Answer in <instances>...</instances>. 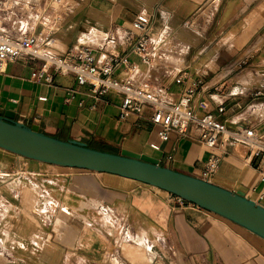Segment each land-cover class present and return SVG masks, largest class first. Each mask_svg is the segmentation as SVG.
I'll list each match as a JSON object with an SVG mask.
<instances>
[{"label":"crops","instance_id":"obj_1","mask_svg":"<svg viewBox=\"0 0 264 264\" xmlns=\"http://www.w3.org/2000/svg\"><path fill=\"white\" fill-rule=\"evenodd\" d=\"M213 1L75 0L71 8L63 9L53 34L54 51L62 54L73 46L104 44L107 52L127 55L137 64L134 74L120 67L115 77L143 84L146 64L128 54L140 33L132 21L142 14L155 41L166 28L189 34L190 54L183 67L160 78L159 89L165 90L167 102H177L190 85L197 114L203 113L200 100L206 111L223 105L220 118L227 127L264 131V117L255 116L264 112L258 107L264 97L250 98L254 90L264 89V0H219L210 22L199 32L202 36L182 29L184 21ZM36 68L34 62L3 64L0 112H12L16 121L37 125L61 139L112 153L125 149L144 154L201 178L209 155L219 154L174 132L161 141L148 108L142 116L120 118L116 93L93 96L88 87H76L69 74L53 73L51 83L37 82L32 78ZM179 76L182 82L176 83ZM70 87L76 93L66 100L65 89ZM226 150L210 181L258 200L264 195L260 176L264 164L251 160L241 144L230 143ZM0 172L25 175L0 179V264H150L147 251L165 260L176 251L177 264H264L263 240L191 203L177 205L169 193L147 184L48 165L2 149Z\"/></svg>","mask_w":264,"mask_h":264},{"label":"built area","instance_id":"obj_2","mask_svg":"<svg viewBox=\"0 0 264 264\" xmlns=\"http://www.w3.org/2000/svg\"><path fill=\"white\" fill-rule=\"evenodd\" d=\"M60 0H0V69L4 63L23 61L37 64L32 73L33 80L51 83L53 73L56 75H72L76 87L86 86L96 97L114 92L120 96L119 117L127 114L142 116L145 108L150 111L149 121L158 127L157 137L161 141L168 139L171 132L179 137L195 141L219 154H211L207 158L202 175L211 179L217 171L220 161L227 154L230 143L241 144L249 152L251 160L258 159V164H264V131L255 127L237 126L229 128L220 118L225 108L219 105L216 111H206V103L198 102L203 110L197 114L191 104L193 88L185 86L177 102L170 103L164 97L165 90L147 89L145 85L131 80H119L115 71L123 68L129 74L137 72V64L127 55L115 51L107 52L105 45H80L68 48L64 53L54 51L53 34L59 29L64 8L57 4ZM57 6V7H56ZM33 15L38 17V26L32 33L20 31L16 35L7 25L17 16ZM133 29L139 33L135 42L130 46L128 54L140 58L141 63L151 64V52L157 42L148 35L149 23L142 14L132 21ZM171 33V32H170ZM176 83L182 78L176 77ZM69 100L76 93L74 87L65 89ZM264 97V89H256L250 94L254 101ZM264 182V170H260ZM10 177L19 179L25 177L21 172H0V179ZM177 205L185 202L181 198L169 194ZM264 205V195L254 200Z\"/></svg>","mask_w":264,"mask_h":264},{"label":"water","instance_id":"obj_3","mask_svg":"<svg viewBox=\"0 0 264 264\" xmlns=\"http://www.w3.org/2000/svg\"><path fill=\"white\" fill-rule=\"evenodd\" d=\"M0 149L36 162L135 180L175 195L215 214L264 241V205L242 191L160 165L144 154L97 149L76 139H61L25 125L9 111L0 112Z\"/></svg>","mask_w":264,"mask_h":264},{"label":"rangeland","instance_id":"obj_4","mask_svg":"<svg viewBox=\"0 0 264 264\" xmlns=\"http://www.w3.org/2000/svg\"><path fill=\"white\" fill-rule=\"evenodd\" d=\"M74 3L75 0H60L57 5L60 8H67L68 6L71 8ZM218 3L219 0L213 1L206 8L202 9L192 20L184 21L182 24L183 28H181L184 30L193 29L198 32L199 36H202L203 32L201 34L199 32L205 30ZM7 25L16 35H19L20 31L32 33L38 26V17L29 14L24 17L17 16ZM188 41L189 34L186 31L184 33H179L177 31L170 33L166 28V30L162 32L161 36L156 41V47H154L151 52V64L145 66L146 76L143 80V85H145L147 89L158 90L161 83V76L172 75L183 67L186 56L190 54ZM258 107L264 108V103L258 104ZM255 116L264 117V112L255 114ZM39 209L40 212L43 213L46 211L45 208ZM137 242L138 241L135 240V244H137ZM147 254L150 264H177L179 257L176 251H174V254H171L167 260L157 257L153 251H147Z\"/></svg>","mask_w":264,"mask_h":264},{"label":"bare ground","instance_id":"obj_5","mask_svg":"<svg viewBox=\"0 0 264 264\" xmlns=\"http://www.w3.org/2000/svg\"><path fill=\"white\" fill-rule=\"evenodd\" d=\"M174 60V59H173ZM177 60V59H176ZM141 242V241H140ZM0 260H1V257H0ZM1 262V261H0Z\"/></svg>","mask_w":264,"mask_h":264}]
</instances>
